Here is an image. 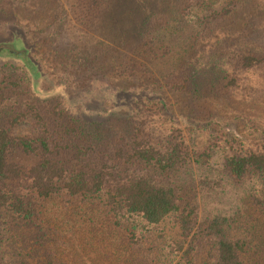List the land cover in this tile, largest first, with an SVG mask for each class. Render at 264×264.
I'll list each match as a JSON object with an SVG mask.
<instances>
[{"label":"trees","instance_id":"1","mask_svg":"<svg viewBox=\"0 0 264 264\" xmlns=\"http://www.w3.org/2000/svg\"><path fill=\"white\" fill-rule=\"evenodd\" d=\"M110 1L74 6L99 18ZM57 2L0 0V15L49 28L66 15ZM163 2L164 10L145 19L140 53L152 51L172 19L183 30L194 17L204 42L242 21L246 27L232 48L219 40L163 77L147 96L151 111L140 106L120 118L123 130L111 129L109 117L68 114L60 98L37 99L26 66H0V264H264V0H230L220 11L210 0ZM167 91L186 98L188 114L176 119ZM25 125L30 131L18 134ZM187 135L203 145L190 147ZM224 137L231 151L221 183L244 194L198 225L174 181L192 165L208 169ZM172 215L179 241L162 227Z\"/></svg>","mask_w":264,"mask_h":264},{"label":"rangeland","instance_id":"2","mask_svg":"<svg viewBox=\"0 0 264 264\" xmlns=\"http://www.w3.org/2000/svg\"><path fill=\"white\" fill-rule=\"evenodd\" d=\"M57 1L66 15L55 18L49 28L41 21L38 24L33 21L34 25L30 26L23 19L20 22L21 17L0 15V51L4 52L0 54V66H26L36 85L37 99L60 98L68 114L87 119L109 117L110 128L117 130L124 128L118 123L119 119L129 118L140 106L151 111L153 105L149 104L147 96L162 83L163 77L181 70L187 60L200 57L219 40L225 49L232 48L233 39L246 27V21H242L220 31L219 37L204 42L196 39L201 29L192 24L194 17L183 30L176 28V20L172 19L151 46L152 51L143 54L140 52L145 51L146 46H142L139 33L151 13L164 10L163 0H111L105 16L99 18H85L74 6L75 0ZM210 1L220 11L230 0ZM58 11L61 13L62 9ZM255 12L252 10L251 14ZM197 14L206 17L208 12L199 10ZM6 50L23 56L13 59ZM166 96L177 120L188 114L185 97L168 91ZM220 110L233 123L235 114L224 105H220ZM239 123L241 125L235 122L233 127L242 133ZM170 129L164 126L166 132ZM29 131L26 125L16 130L22 135ZM185 138L190 147L204 143L197 135ZM225 139L216 141L218 146L208 169L192 165L174 181L181 188L188 207L198 215V225L229 211L235 198L244 194L233 183H221L223 161L231 151ZM159 146L166 148L168 143L163 139ZM162 227L169 239L181 240L178 215L169 217Z\"/></svg>","mask_w":264,"mask_h":264}]
</instances>
